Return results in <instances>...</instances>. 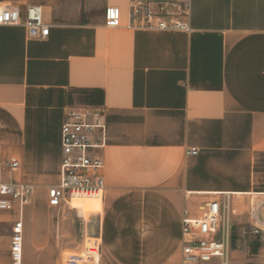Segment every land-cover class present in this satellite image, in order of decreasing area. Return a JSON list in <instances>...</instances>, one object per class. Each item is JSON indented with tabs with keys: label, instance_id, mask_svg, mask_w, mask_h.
<instances>
[{
	"label": "crops",
	"instance_id": "obj_1",
	"mask_svg": "<svg viewBox=\"0 0 264 264\" xmlns=\"http://www.w3.org/2000/svg\"><path fill=\"white\" fill-rule=\"evenodd\" d=\"M129 3L105 0L93 24L43 5L46 40L0 27V151L20 162L8 181L47 197L67 116L106 124L103 198L75 206L83 215L48 200L27 209L25 255L37 258L25 264H63L87 238L102 242L96 264H182L184 211L225 196L241 210L230 264H264V239L242 228L264 195V0H192L190 33L128 30ZM108 6L121 28L105 26Z\"/></svg>",
	"mask_w": 264,
	"mask_h": 264
},
{
	"label": "built area",
	"instance_id": "obj_2",
	"mask_svg": "<svg viewBox=\"0 0 264 264\" xmlns=\"http://www.w3.org/2000/svg\"><path fill=\"white\" fill-rule=\"evenodd\" d=\"M126 28L133 31H181L190 33L192 0H129ZM109 29L122 27V11L108 6L104 14ZM24 26L28 36L46 40L51 26L44 19V7L31 3L22 8L0 4V27ZM62 164L59 183L47 188L48 205L63 208L77 195L101 194L106 189L105 161L106 124L98 113L77 111L69 114L61 132ZM198 150H189L196 156ZM20 162L6 159L0 151V236L10 229L9 264H25L26 207L32 202L35 187L26 183L8 181L7 172H15ZM14 215L9 219L6 215ZM236 211L231 198L214 199L193 213L185 210L182 221V264H230ZM247 214L252 234L264 239V195L250 198ZM8 228V229H6ZM89 241L81 256L70 258V264L98 262L101 246Z\"/></svg>",
	"mask_w": 264,
	"mask_h": 264
},
{
	"label": "rangeland",
	"instance_id": "obj_3",
	"mask_svg": "<svg viewBox=\"0 0 264 264\" xmlns=\"http://www.w3.org/2000/svg\"><path fill=\"white\" fill-rule=\"evenodd\" d=\"M31 3H38L41 5L49 6L53 9L55 15L64 23L70 24H93L97 22L103 12V6L105 4V0H0V4L7 5L12 4L14 6H18L20 8H25L28 4ZM47 194V190H46ZM47 197L44 194H38L35 189V195L32 202L26 207L24 219L27 222V209L31 208L32 210H37L43 205L47 204ZM87 200H77L74 202V206H80L78 204H85ZM240 208H235L237 211V217L241 216ZM81 211V209H79ZM82 212V211H81ZM245 214H247V209L245 210ZM83 215V212H82ZM248 215V214H247ZM9 219L13 220L14 215H6ZM97 215L91 216L87 222H90L95 218ZM247 226L249 228V234L252 233V225H242V228ZM8 229V228H6ZM10 229L3 230L0 236V264H9L8 261V251H9V244H10ZM26 234V231H25ZM241 237V236H239ZM95 238H87L85 244L81 247L80 250L74 252H65L62 254V262L63 264H70V259L68 258L69 254H75L77 256H81L85 253V249L89 247V241L92 243L96 242ZM235 238L232 240L231 251L234 247ZM98 244L101 246L102 242L98 240ZM230 251V253H231ZM76 256H71L73 258ZM37 258V253L35 250H31L28 255H25V259L30 260L31 262L35 261ZM97 262L93 263H75V264H96Z\"/></svg>",
	"mask_w": 264,
	"mask_h": 264
},
{
	"label": "bare ground",
	"instance_id": "obj_4",
	"mask_svg": "<svg viewBox=\"0 0 264 264\" xmlns=\"http://www.w3.org/2000/svg\"><path fill=\"white\" fill-rule=\"evenodd\" d=\"M98 198H101L102 199V195L101 194L77 195L72 200H69L64 207L70 208V209H77V210H79L78 208H74L75 207L74 206V202H76L77 200H93L94 199V201H97Z\"/></svg>",
	"mask_w": 264,
	"mask_h": 264
}]
</instances>
